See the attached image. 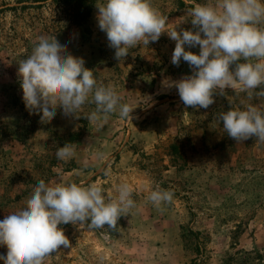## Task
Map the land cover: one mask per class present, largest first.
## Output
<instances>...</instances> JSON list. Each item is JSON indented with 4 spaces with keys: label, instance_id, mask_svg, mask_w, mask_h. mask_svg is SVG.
I'll return each mask as SVG.
<instances>
[{
    "label": "rangeland",
    "instance_id": "obj_1",
    "mask_svg": "<svg viewBox=\"0 0 264 264\" xmlns=\"http://www.w3.org/2000/svg\"><path fill=\"white\" fill-rule=\"evenodd\" d=\"M106 0H0V220L25 206L34 185L100 184L104 194L133 188L135 207L121 216L116 230L105 226L60 225L71 247H61L44 264H264V143L255 137L237 143L217 115L249 103L264 110V97L225 88L208 108L185 107L167 80L191 74L181 60L171 63L175 41L158 42L114 57L98 27L96 5ZM168 16V28L189 18L195 4L217 0H151ZM193 30L190 18L181 23ZM55 38L82 57L98 83L112 85L133 119L112 114L102 127L58 107L51 122L30 114L22 101L18 63L40 37ZM186 50L199 53V47ZM234 67V66H233ZM259 91V89H257ZM72 143L67 162L55 152ZM159 185L174 193L158 210L148 200ZM0 245V255H6ZM0 264H4L0 260Z\"/></svg>",
    "mask_w": 264,
    "mask_h": 264
},
{
    "label": "clouds",
    "instance_id": "obj_2",
    "mask_svg": "<svg viewBox=\"0 0 264 264\" xmlns=\"http://www.w3.org/2000/svg\"><path fill=\"white\" fill-rule=\"evenodd\" d=\"M98 27L105 32L117 61L141 43L158 42L162 34L175 41L171 63L186 62L191 74L167 80L185 107L208 109L214 94L225 88L247 93L249 101L264 97V0H217V4H195L189 18L195 31L177 28L189 18L168 28V16L152 6L151 0H106L96 5ZM199 47V53L186 50ZM234 66V67H233ZM22 101L30 114L48 123L59 107L63 114L79 118L85 104L95 108L85 118L102 127L112 114L132 120L134 107L122 103L112 85L98 83L82 57L66 51L55 36L40 37L31 54L18 63ZM259 89V91H257ZM222 129L237 143L255 137L264 143V110L249 103L217 115ZM55 155L67 162L76 156L72 143L58 147ZM115 196L104 194L100 184L46 183L39 180L25 206L0 220V245L4 264H44L61 247H71L60 225H84L90 229L107 226L116 230L121 216L135 207L128 183L115 187ZM174 193L155 185L148 200L158 210L172 201Z\"/></svg>",
    "mask_w": 264,
    "mask_h": 264
}]
</instances>
